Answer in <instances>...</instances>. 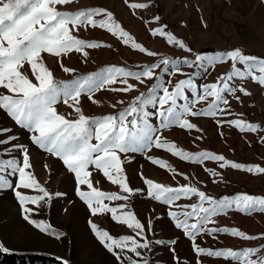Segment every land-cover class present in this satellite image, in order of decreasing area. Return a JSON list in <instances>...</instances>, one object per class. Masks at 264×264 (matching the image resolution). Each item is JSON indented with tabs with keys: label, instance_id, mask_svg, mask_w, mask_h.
<instances>
[{
	"label": "rangeland",
	"instance_id": "374dc122",
	"mask_svg": "<svg viewBox=\"0 0 264 264\" xmlns=\"http://www.w3.org/2000/svg\"><path fill=\"white\" fill-rule=\"evenodd\" d=\"M133 4L146 7H129ZM56 7L58 11L69 13L93 9L111 13L114 23L131 37L129 43L125 44L123 38L104 29L89 27L73 30L74 37L101 46L85 48L79 53L72 51L61 57L42 53L41 63L52 73L58 85L73 84L76 80L82 81L113 67L132 73H140L145 69L153 71L151 79L143 78V82L132 77L127 78L126 82L121 79L94 91L91 98L84 92L78 98V104L69 101L72 107L61 98L55 105L58 114L69 121H75L80 114L89 119H100L108 115L118 117L134 103L139 107L137 102L142 97H151L156 101L155 105H147L143 110L149 113L148 122L163 142L175 145L178 151L193 157L209 153L223 156L229 164L264 169V86L253 82L250 77L243 80L234 78L229 82L237 91L235 95L223 93L228 103L219 105L215 117L186 115L184 118L193 125L191 130L175 124L163 127L159 112L170 105L161 109L158 102L164 89L171 93L179 82L191 80L193 87L184 90L187 100H177V111H182L185 103L190 112L208 110L214 98L207 97L198 101V96L203 95L205 87L213 84L223 86L221 78L232 71L227 53L240 50L246 56L247 53L264 55V0H73L69 5ZM95 19L99 21L104 17L97 16ZM157 29L171 33L190 51L170 45L161 36H153L152 32ZM133 43L141 45L145 51L134 49ZM203 48H212L215 52L199 53ZM147 52L154 55H147ZM197 56L216 59L196 62ZM221 58L224 59L223 63L219 62ZM165 60L169 64L165 65ZM153 65L159 67L153 69ZM237 67L244 70V65L237 64ZM63 68L70 71L65 72ZM20 71L32 83H38L27 63ZM128 85H131V89L121 90L128 88ZM241 88L250 94L244 95L239 91ZM5 94L12 95L0 88V96ZM76 107L80 108V113L75 111ZM132 119L133 115L127 117L128 121ZM237 120L256 125L258 130L241 131L233 126L232 122ZM2 129L10 131L0 135V140L14 139L0 145V159H14L22 166L23 149H26L31 165L27 171L50 193L51 198L47 203L41 202V207L27 205L34 208L31 219L50 225L51 230L61 234L57 239L41 232L24 219L25 214L15 195L18 174H13L11 169L0 170V179L13 185L0 188V244L9 251L41 252L69 264H129V257L138 259L134 253L116 249L115 252L120 256L117 259V255L97 239L92 228L95 225L115 239L132 237L138 242H148L150 248L140 250L141 264L143 259L149 264H236L235 261L223 258L198 256L193 249V242L181 229L175 227V221L169 213L191 211V205L200 203L198 197H181L172 205H166L148 195L146 181L163 187L195 188L217 201L240 195L264 198V173L221 167L222 162L211 160L198 163L184 160L154 145L141 151L118 153L123 170L121 175L132 189L130 194L123 193L100 170L90 166L88 170L94 188L109 195L127 196L126 200L104 203L132 213L144 226V240H141L133 229L114 221L110 213L93 215L77 194L78 185L74 173L67 169L60 158L34 145L30 139L32 133L20 128L0 109ZM15 145L23 148H16ZM153 160L160 164H154ZM161 164L167 167H161ZM79 190L86 193L90 191L86 185L79 186ZM19 191L29 196L40 194L27 189ZM194 222V219L189 220V223ZM205 227L235 228L256 238H233L222 232L201 234L195 243L204 249L264 250V212L259 210L246 214L233 207L226 210L225 214L214 217L213 223ZM157 241H163V244H157ZM170 241L175 243L170 244ZM259 255L264 256V251Z\"/></svg>",
	"mask_w": 264,
	"mask_h": 264
},
{
	"label": "snow or ice",
	"instance_id": "6c2138e0",
	"mask_svg": "<svg viewBox=\"0 0 264 264\" xmlns=\"http://www.w3.org/2000/svg\"><path fill=\"white\" fill-rule=\"evenodd\" d=\"M73 0H0V88L6 89L8 93L0 96V109L22 129L32 133L30 139L32 143L47 153L60 158L67 169L74 173L78 185V196L88 205L93 215L100 213H110L112 219L117 223L127 226L136 232V235L144 240V226L132 214L126 213L122 208L109 207L104 201L126 200L127 196L109 195L93 187L90 179L91 173L89 167L94 166L100 170L103 176L112 184L118 185L125 194H130L132 189L126 178L121 175L122 166L118 153L136 152L154 145L156 148H163L171 152L174 156L188 161L200 162L202 160H211L222 162L221 167H231L247 172L264 173V169L244 168L239 164H229L223 156L202 153L200 156H190L182 151H178L175 145H169L163 142L155 135V130L148 122L149 113L144 111L147 105H155L156 101L151 97L141 98L127 109L121 112L119 116L108 115L100 119H89L80 114L75 121H69L64 116L58 114L55 105L63 98L65 104L72 101L73 104L79 103V97L82 93L91 94L106 85H112L118 80L132 77L143 82V78L151 79L153 71L145 69L140 73L125 71L123 68H108L103 73L96 76H88L81 80H76L73 84L58 85L52 76V73L41 63V54L47 53L55 57H61L72 51L77 53L83 49H95L101 45L97 43H86L72 35V31H79L81 28H99L104 29L114 36L123 38L127 44L131 37L113 21L111 13L103 10H82L74 13L58 11L56 6L69 5ZM131 8H144L146 5L133 4ZM102 16L104 19L97 21L95 17ZM159 18L157 17V20ZM71 26V28H70ZM153 36H161L166 39L170 45H177L181 49L190 51L185 44L177 39L171 33H165L163 29H157L152 32ZM134 49L144 52L145 49L136 43L132 44ZM87 55V53H85ZM147 55H154L147 52ZM231 61L232 71L221 78L223 86L213 84L203 89V95L198 96V101H203L207 97L214 98L211 107L203 112H190L187 103L183 105L182 111H177V100H187L184 94L185 89H192L191 80L181 81L175 91L169 93L167 89L163 90V96L159 98L161 109L165 105H170L166 110L159 112L162 118V126L167 128L171 124L178 125L182 129L193 128V125L184 117L186 115H205L215 117L220 104H227L223 93L235 95L237 89L230 86L229 82L234 78L243 80L251 78L255 83L264 86V59L243 55L240 50H233L226 54ZM203 59L209 61L215 60L214 57L202 58L196 57V62ZM221 63L224 59L221 58ZM27 63L30 70L38 82L32 83L20 69ZM165 65L169 61L163 62ZM185 63H187L185 61ZM237 64L244 65L241 71ZM159 67L153 65L152 68ZM65 72L70 71L63 68ZM257 73H259L257 75ZM128 88L121 89L127 91ZM154 91V90H153ZM244 95H249L243 88L239 89ZM238 99V97H237ZM73 104H69L70 107ZM75 111L80 113V108ZM129 115H133L131 121L127 120ZM139 120V122H138ZM233 126L241 131L255 132L258 126L244 123L242 121H233ZM10 131L9 129L0 130V135ZM14 137L0 140V145L11 142ZM95 140L96 143H92ZM16 148L23 146L15 145ZM154 164H160L153 160ZM31 167L30 158L26 149H23L22 166L14 159H0V170L11 169L13 174H18V182L15 184V195L24 212V219L33 224L41 232L60 238V233L51 230V226L43 222H37L31 219L34 208L27 205H33L35 208L41 207V202L47 203L51 198L50 193L41 187L34 176L27 171ZM161 167L167 165L161 164ZM215 175V173H213ZM148 185V195L156 201L166 205H172L181 197L189 198L196 196L199 198V204L191 205V211L184 210L182 213L170 212V217L175 221V227L181 229L186 237L193 242V249L198 256H208L223 258L225 260L235 261L236 264H264V256H260L261 249H244L242 251L210 250L199 247L195 241L198 235H214L222 232L233 238L255 239L244 232L232 228H206L205 225L213 223V218L217 215L225 214V211L233 207L237 211H243L246 214L259 210L264 212V198H257L248 195H240L235 198L225 197L222 200H215L207 197L204 192H199L195 188L182 187L170 188L146 181ZM86 185L89 192L79 190V186ZM13 187L6 180L0 179V188ZM19 189H27L40 194L29 196L23 195ZM207 204L208 206H205ZM117 213H120L118 215ZM182 217V218H181ZM194 219V223L189 220ZM93 232L97 239L110 251L115 252L119 249L121 252L127 251L134 253L138 259L128 258L129 264H141V249H149L148 242H138L132 237L113 238L107 231H101L92 225ZM157 244H163V241H157ZM174 244L175 241H170ZM167 246V245H165ZM174 251V248L172 249ZM9 250L0 244V253H8ZM66 264V262H65ZM142 264H149L143 259Z\"/></svg>",
	"mask_w": 264,
	"mask_h": 264
},
{
	"label": "trees",
	"instance_id": "16d2710c",
	"mask_svg": "<svg viewBox=\"0 0 264 264\" xmlns=\"http://www.w3.org/2000/svg\"><path fill=\"white\" fill-rule=\"evenodd\" d=\"M212 48H203L199 50V53H214ZM248 56L256 57L257 59H263L264 55H258L255 53H247ZM0 264H65L55 256L35 252V251H9L8 253H0ZM69 264V263H66Z\"/></svg>",
	"mask_w": 264,
	"mask_h": 264
}]
</instances>
